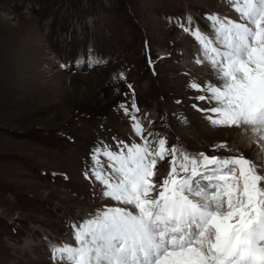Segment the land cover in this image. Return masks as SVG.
Returning a JSON list of instances; mask_svg holds the SVG:
<instances>
[{
	"label": "rangeland",
	"instance_id": "374dc122",
	"mask_svg": "<svg viewBox=\"0 0 264 264\" xmlns=\"http://www.w3.org/2000/svg\"><path fill=\"white\" fill-rule=\"evenodd\" d=\"M209 14L239 20L228 0H0V264H60L52 244L75 246L73 226L123 206L85 173L94 148L143 143L121 108L133 97L153 149L164 138L264 165V142L242 143L241 128L193 108L214 103L189 84L219 81L182 25L191 16L212 37ZM157 171L159 181L167 160Z\"/></svg>",
	"mask_w": 264,
	"mask_h": 264
},
{
	"label": "snow or ice",
	"instance_id": "6c2138e0",
	"mask_svg": "<svg viewBox=\"0 0 264 264\" xmlns=\"http://www.w3.org/2000/svg\"><path fill=\"white\" fill-rule=\"evenodd\" d=\"M239 17L209 14L214 35L182 25L200 45L218 84L189 87L215 127H238L264 142V0H228ZM151 63V61H150ZM123 78V73L120 74ZM131 88V85H129ZM143 143L119 142L93 149L85 173L102 185V195L123 206L108 207L74 227L76 245L52 244L60 264H264V165L242 153L192 155L159 139L153 149L130 108L121 105ZM210 113V114H209ZM150 136L151 133H148ZM264 147V145H262ZM228 149L226 143L213 150ZM107 158V170L99 157ZM169 171L157 180V164Z\"/></svg>",
	"mask_w": 264,
	"mask_h": 264
},
{
	"label": "bare ground",
	"instance_id": "6f19581e",
	"mask_svg": "<svg viewBox=\"0 0 264 264\" xmlns=\"http://www.w3.org/2000/svg\"><path fill=\"white\" fill-rule=\"evenodd\" d=\"M241 131H243L242 132V134H241V136H240V139L239 140H241L242 139V143H249V137H248V135H246V134H249L248 132H246L245 130H241ZM245 135V136H244Z\"/></svg>",
	"mask_w": 264,
	"mask_h": 264
}]
</instances>
